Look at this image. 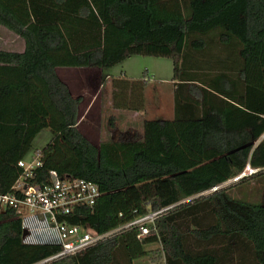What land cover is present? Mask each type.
Returning a JSON list of instances; mask_svg holds the SVG:
<instances>
[{"label":"trees","instance_id":"obj_1","mask_svg":"<svg viewBox=\"0 0 264 264\" xmlns=\"http://www.w3.org/2000/svg\"><path fill=\"white\" fill-rule=\"evenodd\" d=\"M26 8L24 24L0 5V25L25 41L23 53L0 50V194L11 191L19 162L47 130L51 140L29 181L47 182L55 171L101 193L60 221L105 234L168 209L149 236L134 228L43 264H135L152 254L161 264H264V195L248 202L229 194L264 174V0H26ZM45 28L57 32L38 39L34 30ZM62 46L91 95L105 71L131 57L171 60L174 118L146 119L140 133L95 145L79 125L85 97L45 57ZM148 76L113 78L112 107L146 113ZM248 164L260 171L195 198ZM23 233L14 210L0 213V264H40L61 250L26 243Z\"/></svg>","mask_w":264,"mask_h":264},{"label":"built area","instance_id":"obj_2","mask_svg":"<svg viewBox=\"0 0 264 264\" xmlns=\"http://www.w3.org/2000/svg\"><path fill=\"white\" fill-rule=\"evenodd\" d=\"M33 156L31 159L29 157L19 162L23 174L17 179L10 192L0 194V213L6 209L16 212L22 221L23 230L27 231V236L24 238L26 243L52 244L61 247L59 253L40 264L76 256L110 237L134 228L140 231V237L149 236L153 231L155 232L157 218L168 210L152 211L105 234H99L82 226L70 225L60 219L72 214L79 206L93 207L101 196L99 187L86 180L61 178L55 171L50 172L47 182L33 184L29 180L33 178L34 170L41 165L40 156L38 154ZM259 171V168H253L248 164L237 176L195 198L237 184L245 178L255 176Z\"/></svg>","mask_w":264,"mask_h":264},{"label":"rangeland","instance_id":"obj_3","mask_svg":"<svg viewBox=\"0 0 264 264\" xmlns=\"http://www.w3.org/2000/svg\"><path fill=\"white\" fill-rule=\"evenodd\" d=\"M0 5L5 6L10 11H12V13L15 14L18 18H21L24 24L30 22V18L28 16V13H27L28 11L26 8V0H0ZM54 31H55L54 29L45 28V29H35L34 33L37 35L39 39L43 32L48 33V32H54ZM23 48H24V43L22 39L20 38V36L14 33L13 31H11L8 27H5L4 25H0V50L1 49L12 50V51H15L14 53H18V52H21ZM45 57L50 59L52 62L57 63V65H60L61 66L60 68H63L62 70H64L65 73H68L71 71L76 72V73L78 72L77 74H75L77 75V79H81L83 77L82 79L85 80V77L79 74V69L81 68L80 65H75V63L77 62V59L71 58L68 55L67 50L64 48V46H62L56 52L47 53ZM134 58H138L141 60V70L138 69L141 72V76L145 70L149 72L148 94L151 99L149 100L148 111L147 113H142L141 117H139L138 119L133 117V119H131L130 121V122H134L136 131L138 129V132L140 133V131L143 128L144 120L154 119L155 117L154 110H153V99H152L153 97H152L151 92H153L154 87L158 88L157 91L161 90V87H160L161 85L160 86L157 85L158 84L157 79L158 77L164 78V77L170 76L172 69L169 67L167 70L166 66H163L159 70V66H156V64H154L153 62H159L160 59L157 60L156 58H153V57L136 56V57H133V59H129L131 61H127L126 63H123L124 65L120 64L112 68L110 73H115V72L118 73L124 67L127 68L128 65L132 62V60H135ZM170 62L171 61L168 60V64ZM170 64L172 65V63ZM157 70L158 72H153ZM130 77H131L130 79H133L132 76ZM82 91H86V88L82 89ZM91 94L92 93L90 92V95ZM153 94L156 95L155 93ZM88 118H85V123L83 124L85 127L83 126V129H85L87 133L91 135V137H93L96 143H98L99 141H105V140L108 141V139L111 140L113 138L108 133H103L105 130H108L109 118H107V116L95 119L94 124L91 123V121L89 120L92 118H89V119ZM99 131L100 133H98ZM127 135H128L127 136V139H128L129 137H132L134 134H127ZM51 136H52L51 133L47 130L42 131L38 135V137L34 141L33 149L31 151L32 156L30 157V159L33 158L34 157L33 155H35L38 151H41L43 149L42 147L46 146L49 143V141L51 140ZM115 140H117V138ZM229 194L235 199H240V200H244L248 202L257 201L259 196L264 194V174L260 178H256V179L250 180L249 182H245L240 185L234 186L233 188L229 190ZM157 248L158 246L156 247L154 245L147 246L148 250L150 249L156 250ZM154 256L155 255L152 254L151 258L145 257V258L139 259L135 262V264H161L160 261L155 260Z\"/></svg>","mask_w":264,"mask_h":264},{"label":"crops","instance_id":"obj_4","mask_svg":"<svg viewBox=\"0 0 264 264\" xmlns=\"http://www.w3.org/2000/svg\"><path fill=\"white\" fill-rule=\"evenodd\" d=\"M28 10V8H27ZM21 38V37H20ZM23 43H24V48L21 52L18 53H23L25 51V41L23 38H21ZM2 51H7V52H15L12 50H3ZM136 57V56H135ZM129 59H133V57L129 58ZM127 59L125 62L127 61H131ZM135 60H132V62L128 65V67H124L120 72H115V73H110V70L105 71V83L102 84V86H100L96 91L94 95H90V92L88 91V85H87V80L85 79H77V74L76 72H68L65 73L64 70H62L63 68H59V72L61 77L70 85L71 87V91L73 93V95L75 96H84L85 97V102L83 103L82 109V115H81V120H80V129L82 131V133L95 145L99 146L100 143L102 141H99L98 143H96L93 139V137H91V135H89L87 133V131L85 129H83V124L85 123V118H92L89 119L91 121V123H95V119L107 116V118H111L112 115H114L116 117L115 121H114V127H111L110 125H108V130H105L103 133H108L109 135H111V137H113L111 140L112 141H119L121 139H127V134H135L138 133V129L136 131V127L134 122H130L131 119H133V117H135L136 119H138L139 117H141V113H133V112H124V111H118L115 110L112 107V100H111V96H112V85H111V80L113 78H118V77H124L127 76L129 78H131L130 76L133 77L134 80H139L142 78L141 76V72L139 70H141V60L138 58H134ZM157 60H159L160 58H156ZM171 61V60H170ZM122 63V65H124ZM154 64H156V66H159V70L163 67L166 66L167 70L170 67L171 69H173L172 65L170 63L168 64V59H160L159 62H153ZM139 69V70H138ZM150 70V69H149ZM153 72H158L157 71H153ZM79 74L81 76H84V71L83 68L79 69ZM168 74V73H167ZM172 76H173V70L171 72L170 76L164 77V78H159L157 79V85H161V90L157 91L158 88L154 87L153 92L152 93V99H153V110H154V119L155 118H160V119H173L174 118V114H175V107H174V93L176 90V85L175 83L172 81ZM79 78V77H78ZM73 81V82H72ZM86 88V91H82V89ZM149 90V89H148ZM148 90L146 92V103H147V111H148V106H149V100L151 99L149 97L148 94ZM152 91V90H151ZM153 93H155L156 95H154ZM146 111V113H147ZM132 116V117H131ZM129 120V121H128ZM100 122V120H99ZM85 127V126H84ZM134 131V132H133ZM100 133V131L98 132ZM126 135V136H124ZM117 138V140H115ZM109 140V139H108ZM45 147V146H44ZM42 147V148H44ZM262 176V175H261ZM256 177V178H260ZM255 178V179H256ZM253 180V179H252ZM253 183V182H252ZM264 194L259 196V199L261 200L262 196Z\"/></svg>","mask_w":264,"mask_h":264},{"label":"water","instance_id":"obj_5","mask_svg":"<svg viewBox=\"0 0 264 264\" xmlns=\"http://www.w3.org/2000/svg\"><path fill=\"white\" fill-rule=\"evenodd\" d=\"M26 236H27V231H24L23 238H25Z\"/></svg>","mask_w":264,"mask_h":264}]
</instances>
